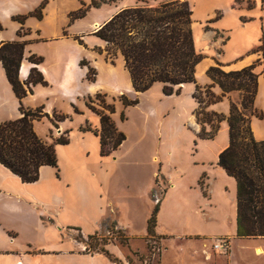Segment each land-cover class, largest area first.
Listing matches in <instances>:
<instances>
[{
	"label": "crops",
	"instance_id": "0c3cea01",
	"mask_svg": "<svg viewBox=\"0 0 264 264\" xmlns=\"http://www.w3.org/2000/svg\"><path fill=\"white\" fill-rule=\"evenodd\" d=\"M43 1H46V4L42 10L41 18L30 15L27 16L23 24L13 19L15 15H26L34 11ZM56 1L35 0L29 7H25L27 4L26 0H0V22L3 25V29L0 31V40L27 41L24 58L19 67L20 80L25 82L31 68L36 67L43 73L48 82L47 85H42L41 83L33 85V92L22 98L23 105L28 108H35L43 104L44 101H48L54 95H58L64 100H74L82 92L83 70L79 67V59L60 61L59 59L44 56V61L38 64L28 60V57L33 53L42 55L41 51L36 47L40 42H46L55 37H65L62 33L65 26L60 27L56 23ZM189 1L193 4L195 0ZM210 1L208 6L203 9L202 14L195 18V21L199 22V43L195 44V47L203 55L201 73L204 75L205 71L217 62H220L226 70H239L254 64L256 67L255 71L258 73L255 105L264 113V48L261 47L264 34V0ZM192 8H194V4ZM22 26L29 31L23 36H19L18 30ZM50 28L53 30L52 33H49ZM211 83L212 80L209 76L203 81L204 85ZM155 87L160 90L162 95L171 96L162 92V84L160 83L153 85L149 91ZM132 90L129 93L130 97L134 98L142 94V92H139L137 95L133 86ZM212 90L216 94L222 93V89L218 85L213 86ZM38 92H43V95L39 100L35 101ZM235 98V92H229L223 97V100L212 103L209 108L227 115L230 110L231 99L235 100ZM20 116V101L8 81L5 69L0 62V123ZM99 127L100 117L94 121V128ZM251 127L254 137L257 140H264V116L263 118L254 116L251 119ZM57 130L58 134L63 133L64 125L61 123ZM223 133H227L228 138L215 150V158L213 160L215 163L218 162L219 153L229 143V126L226 119L221 122L219 130V134ZM84 134L94 133L87 130ZM94 136L98 139V151L100 154V139L99 136L95 134ZM68 144H59V146ZM116 151L114 154H116ZM101 157L107 161L104 168L99 164V166H93L91 170H84L80 165H74L72 172L70 171V174L68 171L61 173L60 179L57 178L55 173L58 166H42L39 179L31 183L23 182L16 174L0 163V173L3 177H0V264H119L104 253L87 252L85 243H80L75 238V234L78 232H81L84 236L93 234L100 229L103 221L110 222L112 220L115 221L119 228L127 231L129 243L132 244V247L141 251L147 249L145 240L148 219L156 204V201L151 197V191L156 185L155 175L157 171L153 173L145 184L137 186L138 188L132 194H129L125 192L124 187L120 189V181L122 179L114 175L116 167L110 162L112 156ZM86 163L89 164V162ZM217 166L218 174L226 176L233 184L229 192L231 199L235 203L236 181L221 166L218 164ZM44 171L53 176L54 185L52 187L46 186L41 194L32 197V203L40 205L38 210H35L39 215L32 230L34 234L31 239L20 241L21 229L29 232L31 228L26 224L23 225L22 202L16 188L20 187L21 184L37 186L43 178ZM207 175L210 176L209 182H212L214 177L210 173H207ZM62 183H68L65 188L67 190L66 194L60 192ZM53 186H56L60 191ZM211 190L210 200L198 195L196 207L183 215L179 211L180 209L170 210L168 207L170 215H173L177 223L180 220H194V226L198 229L183 235L167 233L160 229L161 217L166 213L165 210L169 202L167 198L168 192L163 196L160 201L155 230L157 236L169 237L167 239L169 243L161 251V264H166L167 253L171 250L175 240H179L180 252L192 251L191 254H186V258L188 255L187 259L192 264H235L233 260L234 247L231 241L228 251L230 255L226 260L221 258L211 259L210 255H207L205 259L199 258L200 245L190 241V236L195 235H200L201 237L210 235L237 237L236 215L230 222L231 225L233 222V233L218 231L223 226H226L227 223L214 221L216 190L213 185ZM202 207H206V209ZM75 214L79 216L77 219L71 217ZM263 240H253L256 244L254 249L258 246L264 249ZM136 241H141L142 246H135L134 242ZM107 249L112 255L121 260V264H129L127 262V250L129 248L125 249L121 244L111 243L107 246ZM212 249L214 248L212 247ZM228 253L221 254L228 255ZM250 264L264 263L253 261Z\"/></svg>",
	"mask_w": 264,
	"mask_h": 264
},
{
	"label": "rangeland",
	"instance_id": "374dc122",
	"mask_svg": "<svg viewBox=\"0 0 264 264\" xmlns=\"http://www.w3.org/2000/svg\"><path fill=\"white\" fill-rule=\"evenodd\" d=\"M26 1L28 5L26 4L25 7H29L35 0ZM210 2V0H195L193 3L192 28L196 45L199 43V22L195 21V18L202 14L203 9ZM137 3V0L56 1V23L60 27L64 25L62 33L66 30L68 35L59 38L55 37L37 44V49L42 53V55L38 56H42L43 61L45 59L44 56L59 59L60 61L79 59V67L83 70L82 92L74 100H64L60 96L54 95V92V96H51L48 101L43 103L45 104L44 111L51 118H53L54 113L65 116L62 120L57 121V125L59 127L62 123L64 132H68L69 137L68 145L59 146L57 144L55 146L58 157V167L55 172L57 178L60 179L61 173L66 171L70 174L74 165H80L84 170H91L93 166H99V164L103 168L106 166L107 161L100 156L98 151V139L95 138L94 134H84L87 130L82 129L84 127L94 128L95 119L100 117L89 107V99L92 98L95 107L101 109V99L104 98L106 102L114 104L115 112L112 117L119 129L126 135V139L120 145L116 154L113 152L111 154L112 158H110V162L116 167L115 177L122 179L120 181V189L124 187L126 193L132 194L138 188L137 186L145 184L153 173L157 171L155 175L156 185L151 191V197L156 202L161 201L168 192L167 198L169 199L165 210L166 213L161 217L160 229L167 233L183 235L198 229L194 226V220H180L177 223L173 215H170L168 207L170 210L180 209L179 211L183 215L196 207L198 195L210 200L212 194L211 186L213 185L216 190L214 221L227 223L226 226H223L218 231L233 233V222L232 225L230 222L234 215L237 217V199L235 198L234 203L229 192L233 184L228 180L229 178L218 174L217 163L213 161L215 150L228 138V134H219L220 124V128L214 137L206 138L200 135L202 126L197 123L195 115L198 102L192 96L195 90V83L183 84L180 94L171 96L162 95L156 86L152 90L142 92L140 96L134 97L139 99L136 105L124 106L119 99L121 94H125L128 98H133L129 96V93L133 91L129 73L124 67V61L120 54L114 58V62H111L106 58L105 52H100V48L103 49L105 43L94 34V31L119 9ZM193 4H191V7ZM80 9L84 10L85 14L71 23L69 19L70 12H78ZM52 31L50 28L49 33H52ZM75 36H79L82 43L75 39ZM83 59L86 63L80 65V61ZM200 62L196 66V80L198 84L204 86L203 81L208 75L206 71L204 73L205 76L201 73L203 63ZM90 67L96 70V78L93 81L88 79ZM231 92L236 94L235 100L231 99V103H236L241 107L242 93L237 90ZM98 93L103 96L96 99ZM42 95L43 92H38L35 101L39 100ZM202 96L204 97V93ZM208 109L213 110L209 107ZM257 109L260 110L259 108ZM247 112L249 113V111ZM122 113L125 115L124 119L121 117ZM58 127L48 117L34 121V128L37 134L49 143L55 141L60 135L65 134L64 132L58 134ZM205 130L210 133L212 130L211 126L205 124ZM86 162H89V164ZM207 173L214 177L212 182H209L210 176ZM0 177H2L1 173ZM52 177L44 171L43 178L37 186L21 184L20 187L16 188L22 202L23 225L26 224L31 228L29 232L21 229L20 241L33 237L34 233L32 230L39 215L35 210H38L40 205H34L32 197L41 194L46 186L52 187L54 185ZM125 183L127 184L125 185ZM67 185L68 183H62L61 191L56 186L53 187L66 194L67 190L65 188ZM202 208L206 209V207ZM71 217L77 219L79 216L75 214ZM112 222L113 220L101 225L98 230L99 234L107 240L106 248L111 243L121 244L125 249L129 248L127 250V262L129 264H161L160 254L168 246L169 241L167 239L169 237L157 236L151 240L146 238L145 245L147 249L141 251L132 247L129 242L127 244L123 243L121 239L128 235L127 231L122 230L117 225L110 227L109 225ZM220 237V235L204 237L195 235L190 236V241L200 245L199 258L205 259L207 255H210L211 259L221 258L226 260L230 255L228 252V255L221 254L222 252L212 249L213 244ZM226 237L229 242H232L234 247L233 260L235 264H250L253 261L264 263V253L257 254L254 249L256 244L253 242V240L260 241L264 239V236L234 237L226 235ZM75 238L80 243H85L87 252H95L96 249L90 248L88 245L94 244L95 241L88 238V235L84 236L81 232H78L75 234ZM102 242V240L99 241L98 248L101 247ZM178 243L179 240H175L173 246H171V250L167 253L165 260L166 264H192L187 259L188 255L186 258V254H191L192 251L180 252ZM134 245L141 247L142 242L136 241ZM182 255L183 257H181Z\"/></svg>",
	"mask_w": 264,
	"mask_h": 264
},
{
	"label": "trees",
	"instance_id": "16d2710c",
	"mask_svg": "<svg viewBox=\"0 0 264 264\" xmlns=\"http://www.w3.org/2000/svg\"><path fill=\"white\" fill-rule=\"evenodd\" d=\"M137 1L135 5L116 11L94 31V34L105 43L100 52H105L106 58L111 62H114L117 55L122 56L132 86L138 93L160 83L165 95L180 94L183 84L195 83L192 96L198 102L195 115L197 123L202 126L200 135L212 138L219 130L221 122L225 119L228 122L229 143L219 153L217 164L236 181V234L239 237L264 236V140H257L251 127L252 116L258 118L264 116L263 111L254 105L258 87L255 65L239 70H225L222 64L217 62L206 71L212 83L204 86L198 84L196 66L203 59V55L195 47L193 10L190 1ZM45 4L46 1H43L34 11L26 15H15L13 19L23 24L27 16L41 18ZM84 14L85 11L81 9L78 12H70V22ZM2 29L3 25L0 22V31ZM28 31L22 26L18 30V35L23 36ZM63 34L68 35L66 30ZM74 38L82 43L79 36ZM26 44L25 40H0V62L20 101L21 111L20 117L0 123V163L23 182L31 183L39 179L42 166H58L55 146L69 143V137L68 132H64V135H60L52 143L42 139L35 131L34 121L48 117L58 127L57 121L65 116L54 113L51 118L44 111V105L28 108L22 103V98L33 92V85L48 84L43 73L36 67L31 68L25 82L20 80L19 67L24 58ZM261 47L264 48V34ZM28 60L38 64L43 61V57L33 53ZM85 63L84 59L80 61V65ZM89 71L88 79L95 80L96 70L90 67ZM215 85L222 89L221 94H216L212 90ZM235 90L242 93L241 107L232 102L227 115L208 109L210 104L221 101L227 93ZM102 96L98 93L96 99ZM119 99L124 106L136 105L139 102L138 98L131 99L125 94H121ZM93 102L94 100L90 98L88 105L100 116V127L82 129L99 136L100 154L108 156L120 147L126 135L112 117L115 112L114 104L106 102L103 98L102 108L97 109ZM121 117L125 118L124 113ZM205 124L211 126L210 133L206 132ZM159 207L160 200L156 202L148 219L146 238L149 240L157 237L155 229ZM105 223L109 222L103 221L102 225ZM115 225L113 221L109 226ZM88 238L95 241L94 244H88L90 248L96 249L95 252L104 253L121 264V260L105 247L107 240L98 231L89 234ZM100 240L103 242L98 248ZM121 241L127 244L129 237L124 236Z\"/></svg>",
	"mask_w": 264,
	"mask_h": 264
},
{
	"label": "built area",
	"instance_id": "2783aa9c",
	"mask_svg": "<svg viewBox=\"0 0 264 264\" xmlns=\"http://www.w3.org/2000/svg\"><path fill=\"white\" fill-rule=\"evenodd\" d=\"M230 242L227 237H220L218 240L213 244V248L216 251H220L222 253H227L229 251Z\"/></svg>",
	"mask_w": 264,
	"mask_h": 264
},
{
	"label": "bare ground",
	"instance_id": "6f19581e",
	"mask_svg": "<svg viewBox=\"0 0 264 264\" xmlns=\"http://www.w3.org/2000/svg\"><path fill=\"white\" fill-rule=\"evenodd\" d=\"M255 252L257 253V254H263L264 253V249L262 248V247H256L255 248Z\"/></svg>",
	"mask_w": 264,
	"mask_h": 264
}]
</instances>
